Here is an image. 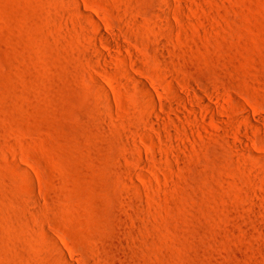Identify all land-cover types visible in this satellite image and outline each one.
Listing matches in <instances>:
<instances>
[{"label":"rangeland","instance_id":"374dc122","mask_svg":"<svg viewBox=\"0 0 264 264\" xmlns=\"http://www.w3.org/2000/svg\"><path fill=\"white\" fill-rule=\"evenodd\" d=\"M0 264H264V0H0Z\"/></svg>","mask_w":264,"mask_h":264},{"label":"bare ground","instance_id":"6f19581e","mask_svg":"<svg viewBox=\"0 0 264 264\" xmlns=\"http://www.w3.org/2000/svg\"><path fill=\"white\" fill-rule=\"evenodd\" d=\"M107 34V33H106ZM104 36H105V34H104ZM103 36V37H104ZM124 44V43H123ZM113 45H114V42H113ZM118 45V44H117ZM125 45V44H124ZM115 46V45H114ZM121 46V45H120ZM109 47H110V45H109ZM112 47V46H111ZM110 47V48H111ZM117 47V46H116ZM122 47H124V46H122ZM112 48H115V47H112ZM111 48V49H112ZM119 48H121V47H119ZM99 51V50H98ZM110 51H114V50H110ZM98 53V52H97ZM100 54V53H99ZM101 56H103V57H105L104 55H103V53L101 52ZM98 57H100V56H98ZM101 59H102V57H101ZM131 75V74H130ZM133 76V75H132ZM134 77V76H133ZM105 80H106V82H107V84L106 83H104V85L103 86H105V90H107L108 88L106 87V85H109V87H110V89H111V91H112V93H113V95H117V89H116V86H115V84H114V82H113V80H112V78L107 74L106 75V77H105ZM102 81V80H101ZM103 83V82H102ZM139 83H140V85H142V87L144 88V89H146L148 92H150V93H153L152 92V88H153V90L155 89L154 87L156 86H152L151 87V85L146 81V80H144V79H142V80H140L139 81ZM106 84V85H105ZM154 84V83H153ZM101 87H102V85H101ZM107 88V89H106ZM157 88V87H156ZM156 90H158V89H156ZM156 90H155V92H156ZM106 92V91H105ZM149 93V94H150ZM105 94V93H104ZM109 95H110V93H109ZM153 94H151V96H152ZM202 99V96L201 97H199V99ZM200 99V100H201ZM203 101H204V105H206V102L208 101V99H207V101L205 100V98L203 99ZM206 101V102H205ZM152 102L155 104V105H161V106H163L164 104H166L167 103V101L163 104V102H160V100H158V99H156V97H153L152 96ZM201 102H202V100H201ZM168 104V103H167ZM167 104L166 105H164L163 107H165L166 106V108H167ZM210 104V103H209ZM169 105V104H168ZM160 106V107H161ZM207 107H206V109L208 110V108L210 107V106H208V105H206ZM156 107V106H155ZM162 107V108H163ZM169 108V107H168ZM165 109V108H164ZM244 109V112L246 111V109L245 108H243ZM248 111V110H247ZM204 112V111H203ZM202 111H201V113H203ZM207 112H209V110L207 111ZM243 112V113H244ZM250 112V111H249ZM206 113V112H205ZM246 113H248V112H246ZM251 114V113H250ZM156 115H158V114H156ZM206 115H207V113H206ZM205 115V116H206ZM208 115H210L209 113H208ZM207 115V116H208ZM244 115V114H243ZM159 116H161L162 117V115H160V113H159ZM158 116V117H159ZM248 117H249V119L251 118V115H249V113H248V115H247ZM157 117V116H156ZM164 117V116H163ZM245 117V116H244ZM160 118V117H159ZM151 119V118H150ZM247 118L245 117V120H246ZM152 120V119H151ZM158 120V119H157ZM154 121V120H153ZM165 121V120H164ZM246 122V121H245ZM248 122H250V121H248ZM157 123V122H156ZM155 123V124H156ZM250 124V123H249ZM241 125V124H240ZM248 125V124H247ZM247 125H245V127L247 126ZM253 125V124H252ZM154 126V125H153ZM156 126V125H155ZM159 126V125H158ZM251 126V125H250ZM156 128V127H155ZM159 128V127H158ZM157 128V129H158ZM247 131V130H246ZM245 131V132H246ZM248 133V132H247ZM244 134V133H243ZM241 141V140H240ZM139 149V148H138Z\"/></svg>","mask_w":264,"mask_h":264}]
</instances>
